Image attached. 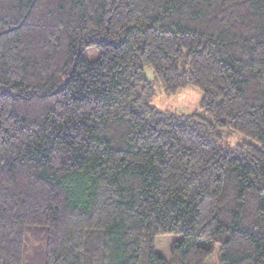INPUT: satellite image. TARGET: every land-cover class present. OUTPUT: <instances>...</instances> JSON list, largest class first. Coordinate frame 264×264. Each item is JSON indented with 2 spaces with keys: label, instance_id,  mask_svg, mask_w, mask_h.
<instances>
[{
  "label": "trees",
  "instance_id": "1",
  "mask_svg": "<svg viewBox=\"0 0 264 264\" xmlns=\"http://www.w3.org/2000/svg\"><path fill=\"white\" fill-rule=\"evenodd\" d=\"M155 86L201 111L158 110ZM217 246L264 264V0H0V264Z\"/></svg>",
  "mask_w": 264,
  "mask_h": 264
},
{
  "label": "rangeland",
  "instance_id": "2",
  "mask_svg": "<svg viewBox=\"0 0 264 264\" xmlns=\"http://www.w3.org/2000/svg\"><path fill=\"white\" fill-rule=\"evenodd\" d=\"M85 56H87L89 59H94L98 56V54L92 50H89L85 52ZM146 76L148 80H154L153 73L150 69L146 71ZM155 91L156 97L153 104L158 108V110L162 112L192 114L201 111L200 104L202 100V94L194 87H188L174 95L165 93L159 86H155ZM242 141H249V139L237 134L228 140L227 144L231 147ZM178 240H181V237L163 236L158 238L156 243L157 252L167 259H170L173 244ZM35 249L36 248H33V251ZM220 259V247L217 246L214 254L206 261L205 264H221Z\"/></svg>",
  "mask_w": 264,
  "mask_h": 264
}]
</instances>
